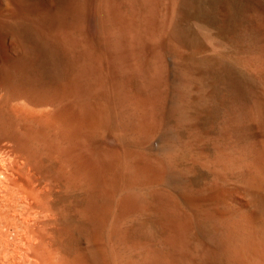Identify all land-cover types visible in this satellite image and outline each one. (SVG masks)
I'll use <instances>...</instances> for the list:
<instances>
[{
  "label": "bare ground",
  "instance_id": "1",
  "mask_svg": "<svg viewBox=\"0 0 264 264\" xmlns=\"http://www.w3.org/2000/svg\"><path fill=\"white\" fill-rule=\"evenodd\" d=\"M190 3L13 8L0 264H264V0L238 1L224 49L181 27Z\"/></svg>",
  "mask_w": 264,
  "mask_h": 264
},
{
  "label": "rangeland",
  "instance_id": "2",
  "mask_svg": "<svg viewBox=\"0 0 264 264\" xmlns=\"http://www.w3.org/2000/svg\"><path fill=\"white\" fill-rule=\"evenodd\" d=\"M239 0H191L190 6L185 10V18L181 21L180 25L183 27L185 31H187L190 36L192 35V32H195L196 27L200 28L204 27V29L207 33H209L213 38L220 43L221 49H224L225 47L229 46L227 45L228 38L230 36L229 33H231L235 28V23L237 19V5ZM26 5V6H25ZM26 8L28 9V0H0V45L1 49L3 51V55L6 57L7 53H12V51L18 47L17 43L18 41L24 43L25 42L28 45V11L27 13L22 16H16L12 15L13 8ZM19 18V19H18ZM235 18V19H234ZM10 20V21H9ZM23 20V22H21ZM12 21V22H11ZM20 21V22H19ZM16 22V23H15ZM18 22V23H17ZM184 22V23H183ZM21 25V27L19 26ZM26 25V26H25ZM204 25V26H203ZM18 26V27H17ZM16 27V28H15ZM195 27V28H194ZM23 28V30H22ZM203 29V28H201ZM210 29L211 32L208 30ZM15 31V32H14ZM21 32V35L19 34ZM214 33H213V32ZM25 33L23 35V33ZM13 33V34H12ZM18 33V35H17ZM216 34V37L215 35ZM219 34V36H217ZM227 36V37H225ZM15 35V36H14ZM26 35V36H25ZM222 35V36H221ZM20 36L25 37L24 40L20 38ZM224 36V37H223ZM27 37V38H26ZM222 41H221V39ZM219 38V39H218ZM227 40L225 41L224 39ZM18 39V40H17ZM21 39V40H20ZM17 41V42H16ZM190 41V40H189ZM191 43V41H190ZM227 43V44H226ZM24 45V44H23ZM26 45V46H27ZM189 45V44H188ZM193 45V43L190 44V46ZM6 50V51H5ZM5 52V53H4ZM198 53V54H197ZM193 53V55L190 54V57L194 59V61L200 63V68L205 63V59L212 56V53L201 51ZM196 55V56H195ZM188 56V54H187ZM197 59H195V58ZM202 59V62L201 60ZM204 62V63H203ZM207 62V59H206ZM228 62V64H227ZM202 64V65H201ZM227 66L235 72H240V68L236 67L235 64L228 60L226 61ZM205 67V66H203ZM196 71V77L198 80L205 86V87H211L214 82L213 74L206 72V68H201ZM199 70H202L203 73H201ZM200 72V73H199ZM206 72V73H205ZM204 75V76H203ZM203 76V77H202ZM206 79V80H202ZM212 80V81H211ZM206 81V82H205ZM206 83L209 85H206ZM194 94V93H193ZM207 124V120H201L200 126L204 128V126Z\"/></svg>",
  "mask_w": 264,
  "mask_h": 264
}]
</instances>
